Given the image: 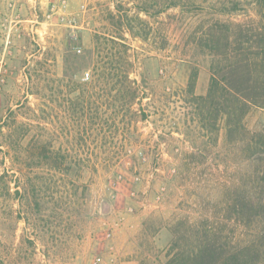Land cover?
Wrapping results in <instances>:
<instances>
[{
    "label": "rangeland",
    "instance_id": "374dc122",
    "mask_svg": "<svg viewBox=\"0 0 264 264\" xmlns=\"http://www.w3.org/2000/svg\"><path fill=\"white\" fill-rule=\"evenodd\" d=\"M168 1L35 0L23 14L0 4V264H140L141 223L156 217L178 235L202 222L225 249L241 243L247 214L231 201L261 182L264 140L249 148L247 130L264 131V107L227 134L210 109L186 117L182 98L189 81L207 92L215 60L255 56L260 6ZM121 28L142 97L124 121L102 103L114 91L78 85L93 73L94 34ZM254 89L261 102L263 78ZM156 230L142 240L153 252L170 239Z\"/></svg>",
    "mask_w": 264,
    "mask_h": 264
},
{
    "label": "trees",
    "instance_id": "16d2710c",
    "mask_svg": "<svg viewBox=\"0 0 264 264\" xmlns=\"http://www.w3.org/2000/svg\"><path fill=\"white\" fill-rule=\"evenodd\" d=\"M257 1L260 9L256 34L264 37V0ZM171 6H176V2L169 0L166 7ZM125 29L132 33V28ZM122 30L123 28L118 29V32L114 30L104 35L94 34L93 41L97 58L93 63V73L89 80L79 82L78 85L91 86L92 89H98L105 95L114 91L116 95L110 99L106 98L102 103L112 105L113 115L124 121L126 114L139 115L133 105L140 106L142 97L137 99L138 83L129 74L133 67V58L130 53L132 47L126 42ZM102 40L108 47L103 57L99 54V48H103ZM263 42L256 48L255 56L252 58L241 59L233 56L230 58V55H227L224 59L215 60L216 63L211 66L208 88L204 95L195 94L189 81L182 98L183 106L186 108L185 116L190 115L198 120L204 119L207 115L204 110L210 109L213 113L214 125L219 115L224 117L227 134L237 127L242 131L247 130L243 120L250 105L260 103L261 107H264V93L263 97L260 96L263 99L261 102L257 100V94H254V85L260 78L264 79V75H258L252 68V66L264 67ZM225 101L229 103L223 105ZM247 138H249L247 139L249 148L257 147L261 140H264V131L247 130ZM259 159L262 160L263 156ZM261 174V182L256 173L255 181L245 186L246 190L242 195L238 196L235 192V197L231 201L232 208L239 211L237 212L239 216L244 215V208L247 214V220H242V225L247 231L241 243H235L234 246L225 249L221 244L213 241L212 235L208 233V226L202 222L189 224V231L178 235L175 228L162 225L160 217L148 218L141 223L138 236L137 244L142 256L140 264H244L245 258L250 254L257 257L254 258L255 261L261 260L259 257L261 256L264 262V170ZM238 198H240L239 202ZM155 220L159 221L158 225ZM155 228L157 232L165 228L170 234V239L159 251L153 252V246L148 245L146 249L142 240L147 241L151 229L155 231ZM188 242L191 243L187 244ZM252 259L250 257L246 262Z\"/></svg>",
    "mask_w": 264,
    "mask_h": 264
},
{
    "label": "crops",
    "instance_id": "0c3cea01",
    "mask_svg": "<svg viewBox=\"0 0 264 264\" xmlns=\"http://www.w3.org/2000/svg\"><path fill=\"white\" fill-rule=\"evenodd\" d=\"M35 0H18L17 10L21 11L23 13H31V8L34 7ZM3 61V54L0 53V75H3L6 68L2 65Z\"/></svg>",
    "mask_w": 264,
    "mask_h": 264
},
{
    "label": "built area",
    "instance_id": "2783aa9c",
    "mask_svg": "<svg viewBox=\"0 0 264 264\" xmlns=\"http://www.w3.org/2000/svg\"><path fill=\"white\" fill-rule=\"evenodd\" d=\"M17 1L18 0H0V4L5 5V7H9L10 9H13L16 6ZM88 75V72H86L83 79H86Z\"/></svg>",
    "mask_w": 264,
    "mask_h": 264
}]
</instances>
